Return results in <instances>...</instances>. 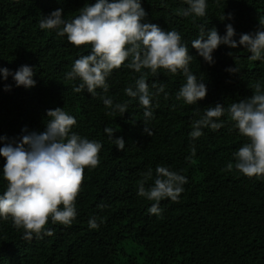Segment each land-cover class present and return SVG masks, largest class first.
Instances as JSON below:
<instances>
[{
  "label": "trees",
  "instance_id": "trees-1",
  "mask_svg": "<svg viewBox=\"0 0 264 264\" xmlns=\"http://www.w3.org/2000/svg\"><path fill=\"white\" fill-rule=\"evenodd\" d=\"M86 2L0 0V67L14 72L22 65L33 66L37 82L32 88L16 87L11 76L7 81L0 77V136L18 137L25 127L43 131L47 110L59 107L75 116L73 131L103 145L99 164L84 171L77 216L70 225L49 221L45 227L51 235L24 240L23 230L13 227L10 218L0 220V264H264V178L248 177L234 167L233 153L247 138L226 114L220 129L205 128L198 139L189 137L193 120L205 108L216 103L227 107L251 96L258 80L264 82V62L251 61L242 46H219L210 65L191 47L192 40L201 27H215L224 35L227 23L233 24L237 40L240 34L256 31L264 18V0H208L206 15L195 19L182 15L187 7L183 0H142L149 22L181 34L193 55L190 70L208 88L204 99L188 105L176 100L185 82L180 72L160 69L152 74L142 69L150 91L155 92L153 82L164 85V92L153 99L149 119L138 99L124 93L140 75L133 69L122 65L107 81V95L128 103L124 114H109L101 89L96 96L86 90L77 93L73 89L80 81L65 79L73 61L88 54L90 46H74L66 36L40 29L39 20L58 8L71 20ZM229 13L232 19L221 21ZM236 66L237 73L225 70ZM5 84L12 85L10 91L4 90ZM106 126L123 137L125 150L108 139ZM4 162L0 157V169ZM157 165L188 180L177 201L160 202V215L147 212L154 201L137 195L142 173L151 168L154 177ZM144 183L148 188L153 180ZM5 184L0 176V191ZM101 203L103 209L97 207ZM92 216L98 218L96 229L88 225Z\"/></svg>",
  "mask_w": 264,
  "mask_h": 264
},
{
  "label": "clouds",
  "instance_id": "clouds-1",
  "mask_svg": "<svg viewBox=\"0 0 264 264\" xmlns=\"http://www.w3.org/2000/svg\"><path fill=\"white\" fill-rule=\"evenodd\" d=\"M187 7L182 15L194 19L204 17L208 0H183ZM78 15L71 20L58 8L39 20L42 30H54L60 37L74 46H90L88 54L81 55L72 63L71 70L65 73L66 80H79L73 91H87L92 96L101 89L102 103L109 109V114H124L128 103L114 101L109 92L108 78L114 69L122 65L140 73L134 86H128L124 93L136 98L144 108L143 115L149 119L153 115V99L164 92V85L153 82L150 91L146 79L148 69L152 74L164 69L176 74L180 72L185 82L176 92V100L185 104L196 105L207 95L208 88L203 78H198L190 70L193 55L189 53L187 43L175 30H164L158 24L147 20V12L142 7V0H87ZM231 20L232 14L220 18ZM226 33L219 34L215 27L205 30L200 28L199 36L192 40L199 57L208 64H214L213 53L221 45L236 49H246L251 61L264 62V18L259 19V27L252 33H243L237 40L232 23L225 25ZM232 55V53H229ZM127 61V63H125ZM237 73L236 67L225 69ZM11 76L16 87L32 88L36 85L33 66L22 65L12 72L7 67H0V77L7 81ZM12 85L5 84L4 90L10 91ZM158 106V105H155ZM227 115L234 129L247 138L234 153V167L248 177L264 178V82L257 81L252 86V95L228 104L220 103L205 108L199 119L193 120L189 137L193 140L201 137L203 129L218 130ZM76 118L64 108L47 110V120L43 131H30L27 127L15 138L0 136V157L4 164L0 176L6 182L0 191V220L12 221L13 227L23 230L22 238L31 240L34 236L51 235L46 224L70 225L77 216L76 199L81 191L85 169H93L99 164V152L102 142L88 139L73 131ZM104 132L119 150H125V140L117 137L116 131L105 127ZM145 132L152 136L150 128ZM194 154V149H193ZM227 168L231 170L233 163ZM144 181L153 180L146 188L144 181L138 184L137 195L154 201L147 209L149 214L160 215V202L170 199L175 202L184 192L188 182L183 174L171 170L168 166L157 165L155 176L148 168L142 173ZM97 207L103 209L104 204ZM96 216L90 217L91 229L99 227Z\"/></svg>",
  "mask_w": 264,
  "mask_h": 264
}]
</instances>
